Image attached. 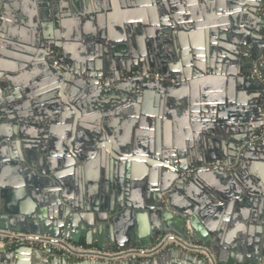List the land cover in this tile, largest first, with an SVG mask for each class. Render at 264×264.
<instances>
[{"label":"water","instance_id":"1","mask_svg":"<svg viewBox=\"0 0 264 264\" xmlns=\"http://www.w3.org/2000/svg\"><path fill=\"white\" fill-rule=\"evenodd\" d=\"M25 1L0 0V45L10 49L0 53V122L8 129L0 128V158L6 159L8 147L17 153L18 140H5L23 137L18 132L20 124L48 122L47 117H39L40 111L44 115L55 112L50 123L60 131L48 126L44 131L53 133L48 136L53 141L49 149L59 158L50 163L52 159L45 156L36 163L29 156L17 163L40 178L42 186L53 194L41 204V217L22 220L17 226L0 207V228L66 236L76 244L85 240L88 247L106 250L146 248L159 236L172 232L211 248L219 264L264 260V185L254 181L256 172L264 174V139L260 140L264 117L258 112L264 86L252 77L253 62L264 55L262 0H179L178 7V0H133V4L131 0H108L107 4L99 0L100 17L96 20L62 17L60 9L65 6L59 0ZM91 4L89 0L87 5ZM113 5L121 10L117 8L112 13L117 18L107 21L105 13ZM193 5L200 10L194 21L177 19L176 10ZM10 6L16 14L24 6L27 17L31 15L32 20L27 21L29 36L22 39L25 46L5 40L11 37L6 34L2 15ZM52 9L55 12L51 14ZM163 32L174 39L172 59L177 57L176 65L164 53ZM191 50L202 63L183 69L181 58ZM85 114H91L89 121ZM123 116L132 117L130 122L141 129L150 124L155 129L156 125L151 133L136 132L135 148L115 150L128 162L127 167L120 168V178L134 177L133 168L138 165H144L142 172L152 176L150 185L144 187L148 191V212L144 213L152 216V232L143 231L148 238L135 236L132 228L118 230L123 219L129 222L142 215L127 195L123 196L125 202L120 197L117 206L109 205L108 197L102 200L103 205L90 201L79 209L78 201H68V173L80 175L87 169L88 157L84 144L66 148L68 125L72 122L75 130L91 123L99 134L100 126L109 128ZM121 121L129 123L128 119ZM254 137L258 138L255 143ZM85 139L83 136L79 141ZM205 142L208 145L202 148ZM90 147L88 150L93 151ZM42 150L46 152L45 147ZM77 161L82 163L77 165ZM3 162L0 171L7 165ZM114 166V162H107L97 176L109 179V174L117 173ZM111 181L118 182L117 189L121 190V181ZM76 220L90 231L75 229ZM70 227L71 232L67 231ZM0 264L111 263L71 262L19 248L0 252ZM113 264L203 262L170 250L154 260Z\"/></svg>","mask_w":264,"mask_h":264},{"label":"crops","instance_id":"2","mask_svg":"<svg viewBox=\"0 0 264 264\" xmlns=\"http://www.w3.org/2000/svg\"><path fill=\"white\" fill-rule=\"evenodd\" d=\"M22 1L23 4L26 3L25 0ZM59 1L62 2V4L65 6L64 9L58 8V11L60 9L61 14L63 13L62 17L65 16V18H72L74 20H96L100 17L99 14H97L100 8L98 7V3H96L99 2V0H91V7L87 5L89 0ZM130 2L131 4H133V0H131ZM105 3L107 4L108 0H105ZM176 5L178 7L179 0ZM96 6L98 7V9L96 8ZM117 8L119 9V11L121 10L119 5H113L110 7V9L107 8V11L105 13V15L109 16V18L107 17V21L111 19L114 20L117 18V15H112V13L115 12ZM1 9L2 12H5L4 7ZM13 9L15 8H11L10 6L7 9L6 14L2 15V24L6 26V30L8 31L6 32V34L7 36L11 37L5 40L7 41V44L13 43L25 46V40L22 39H26L29 36L27 33L28 30H31V28L29 27V22L27 21L32 20V18L29 17L31 15L27 17V15L25 14L26 8L24 6L21 10H18L19 12L17 11V14ZM54 10L55 9L50 10L51 14L52 12H55ZM175 12L177 19L179 18L181 20L186 21L187 19H190L191 21H194V19H196L199 15L200 10L195 8V5H193L192 8L185 9H183L182 6L179 10H176ZM13 13L15 15H13ZM39 17L41 16L39 15ZM193 25L195 24L193 23ZM195 32H197L196 29L192 33L194 34ZM177 33H179V31H177ZM13 37L19 38L21 40H15L13 39ZM160 39H162L164 42V53L167 55V60H169L172 65L178 64L179 62L176 61L177 57L174 60L172 59L173 53L176 52L174 39L172 38V36L168 37L167 33L163 32L161 34ZM143 47V51H145L147 47L145 43L143 44ZM0 50H2V52L0 53H4L5 51H9L10 49L5 45H0ZM191 51L192 53L189 52V55L184 56L185 60L181 58L180 63L183 69H186V67L187 69H191L192 67L195 68V65L193 66V63H202V61L200 62L199 60L200 58H196L194 56V50ZM196 59H198V61H196ZM40 112L41 115L39 114V117H47L48 122L45 123L43 121V123L41 124L40 121H36V123L38 122V124H40L41 126H34L29 124L28 121L24 119L27 121L25 126L23 124H20L18 130L19 136H21L22 133L23 137H13L12 139L5 140V142L7 143H16V141L18 140L17 142L20 145L16 149L17 153H13L14 148L8 147L4 153L5 155L7 152L6 159H4L5 161L0 158V162L4 161L3 163L7 164L0 171V207L5 208L8 211L7 217H10L13 222V225L16 226L18 222H21L22 220H25V222H27V220H32L41 217V204L45 200H49L50 195L53 194L52 191L49 193L42 186L43 183L40 178H38L34 174H28L29 172H26L21 166L17 164H21L19 161L22 159L27 161V158L29 156H31L36 163H40L45 156L49 157L48 160L52 159L50 160V163L53 162V159L55 157L59 158V156L50 153L52 152V149H49L50 147L52 148L53 141L50 140L48 136L52 135L53 133L51 131H44L45 126H48V128L53 129L54 132L60 131L59 129H57L56 124L53 125L50 123L51 118L55 115V112L48 115H44L42 111ZM69 112L72 113L71 111ZM130 112L132 113L133 111ZM195 112L202 115L207 113V111ZM90 115L91 114L83 115L84 117H86V121H89V118L87 117H90ZM121 118L123 120L128 119L129 123H124L123 121H121ZM116 119L117 121H119L113 126H110L109 128L100 126L101 128L99 130V134H97V126L91 123H86L81 127L77 126L75 127V130H73L72 122L70 125H68L69 130L67 131L68 138L66 148H79L81 144H84V146L87 148L86 152L88 153V157L85 160V165H87V169L82 170V173L80 175L73 171L72 173H68L66 179L69 191L68 201L70 203H76V201H78V204L76 203L78 205L76 206V209H79L80 206L84 207L90 201H93L96 205L99 206L103 205V203L101 204L102 200L105 201V197H108L109 200L106 201L109 203V205L112 204L113 206H117L118 202L121 200L120 197L127 195L130 198L131 202L138 206L137 209H140L142 215L140 214L136 217L135 220L129 222H127L126 219H123L118 224V230H123V228H127V230H129L132 228L130 232L135 233V236L138 235L148 238L144 236L146 233H143V231L147 230V232H152V216L149 217L147 213H144L148 212L145 208L148 205V191H144V187H146V185H150V183L152 182V176L148 173L146 174V171L145 173L142 172L143 168H145L144 165H138L137 167L133 168L134 177H131L130 179L120 178V176L118 175L120 168L127 167L125 165L128 164V162L126 161L124 154H119L115 151L116 149H126L128 146L131 149L135 148V142L137 140L136 132L139 131L141 128L137 127L136 125L135 127L133 126V124L130 122V120L133 119L132 117L123 116L120 118L117 117ZM149 126L150 127L148 128L144 127L143 125L141 131L150 133L156 131V125L155 129L153 125L150 124ZM6 127L7 126H5L4 123L0 122V128ZM6 130L8 129L6 128L5 131ZM83 136L87 139L82 140L83 143H81L79 139L83 138ZM91 145L93 146V151L88 150L89 148H91ZM206 145H208V142L202 144V148H205ZM44 147L46 152L43 153L42 149H44ZM109 151H111L112 153H109ZM98 153L100 155H98ZM11 156L13 157L11 158ZM98 156H100V160H97ZM113 156H116L119 160L114 158ZM120 160H125V162L122 163ZM111 161L114 162V168L116 169L117 173H114V175L109 174V179L107 180H101V176H97L98 172H102L104 170L107 162H110V164H112ZM81 163L82 162L79 161L76 162L77 165H80ZM132 164L133 162L131 163V165ZM135 165L137 164L135 163ZM111 180L121 181V190L117 189L118 182L114 183V181L112 182ZM254 181L258 183L260 182L264 185V174L261 172H256ZM106 182L109 184L107 188L105 187ZM141 193L143 196H141ZM122 199L125 202L126 197H123ZM127 207L129 206L127 205ZM208 210L212 213H217L215 209ZM234 210H236V208H234ZM73 227L75 229H80L84 227L85 232L87 233L90 231V229H87L86 225L79 220H76L74 222ZM67 231L71 232L72 227L67 229ZM122 234L123 233H120V235Z\"/></svg>","mask_w":264,"mask_h":264},{"label":"built area","instance_id":"3","mask_svg":"<svg viewBox=\"0 0 264 264\" xmlns=\"http://www.w3.org/2000/svg\"><path fill=\"white\" fill-rule=\"evenodd\" d=\"M262 3L264 4V0H262ZM263 69L264 55H261L253 62L252 77L260 80L264 86ZM155 77L160 78L161 75H155ZM258 112L260 116L264 117V98ZM263 139L264 131L260 140ZM256 140L258 138L254 137L253 142ZM19 248H28L32 251L44 253L48 257L65 258L71 262L89 260L111 264L154 260L170 250H178L196 257L203 264H219L211 248L172 232L159 236L153 245L146 248L132 247L106 250L76 244L66 236L55 237L50 234L24 233L0 228V252L7 253ZM48 249L51 250V253H47ZM255 264H264V260H260Z\"/></svg>","mask_w":264,"mask_h":264},{"label":"bare ground","instance_id":"4","mask_svg":"<svg viewBox=\"0 0 264 264\" xmlns=\"http://www.w3.org/2000/svg\"><path fill=\"white\" fill-rule=\"evenodd\" d=\"M86 32H87V31H86ZM86 32H85V34H84V35H86ZM109 32H110V33H112V31H111V30H109ZM110 37H111V35H110ZM114 37H115V36H114ZM69 52H70V51H69ZM0 56H1V55H0ZM56 61L59 63V61H58V60H56ZM51 65H52L53 67H54V66H56V64H55V63H52ZM56 67H57V66H56Z\"/></svg>","mask_w":264,"mask_h":264},{"label":"flooded vegetation","instance_id":"5","mask_svg":"<svg viewBox=\"0 0 264 264\" xmlns=\"http://www.w3.org/2000/svg\"><path fill=\"white\" fill-rule=\"evenodd\" d=\"M145 43V42H144ZM147 46V45H146ZM0 52H2V50H0ZM53 67V66H52ZM56 68V67H55ZM136 72V71H135ZM135 72H133V73H135ZM64 231V230H63ZM82 245H85V244H82Z\"/></svg>","mask_w":264,"mask_h":264},{"label":"rangeland","instance_id":"6","mask_svg":"<svg viewBox=\"0 0 264 264\" xmlns=\"http://www.w3.org/2000/svg\"><path fill=\"white\" fill-rule=\"evenodd\" d=\"M136 72H137V71H136ZM136 72H135V73H136Z\"/></svg>","mask_w":264,"mask_h":264}]
</instances>
